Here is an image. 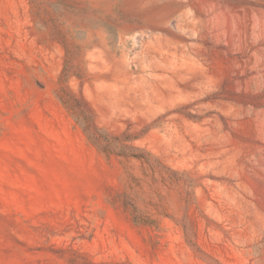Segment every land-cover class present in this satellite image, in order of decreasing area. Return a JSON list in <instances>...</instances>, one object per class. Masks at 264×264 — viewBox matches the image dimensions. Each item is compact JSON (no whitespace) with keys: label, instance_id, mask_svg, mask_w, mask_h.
<instances>
[{"label":"rangeland","instance_id":"374dc122","mask_svg":"<svg viewBox=\"0 0 264 264\" xmlns=\"http://www.w3.org/2000/svg\"><path fill=\"white\" fill-rule=\"evenodd\" d=\"M0 264H264V0H0Z\"/></svg>","mask_w":264,"mask_h":264}]
</instances>
